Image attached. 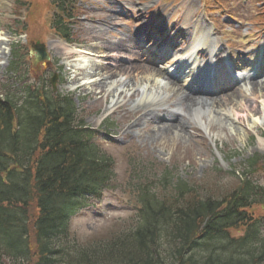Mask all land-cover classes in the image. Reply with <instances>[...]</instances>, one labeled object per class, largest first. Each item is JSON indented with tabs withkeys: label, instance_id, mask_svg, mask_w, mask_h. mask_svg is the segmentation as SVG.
Returning <instances> with one entry per match:
<instances>
[{
	"label": "trees",
	"instance_id": "trees-1",
	"mask_svg": "<svg viewBox=\"0 0 264 264\" xmlns=\"http://www.w3.org/2000/svg\"><path fill=\"white\" fill-rule=\"evenodd\" d=\"M74 111L69 99L47 95L23 105L0 100V264H107L113 255L108 264H264L260 219L247 212L264 204V188L248 177L228 202L181 182L175 206L152 199L140 183L142 227L93 247L59 246L85 194L99 192L109 175L108 158L73 124ZM241 225L244 233L233 237L230 229Z\"/></svg>",
	"mask_w": 264,
	"mask_h": 264
},
{
	"label": "rangeland",
	"instance_id": "rangeland-1",
	"mask_svg": "<svg viewBox=\"0 0 264 264\" xmlns=\"http://www.w3.org/2000/svg\"><path fill=\"white\" fill-rule=\"evenodd\" d=\"M141 1L145 5H155V14H162L161 16L166 18L170 17L171 21H177L180 24L186 21L187 25H194L196 22L192 20H197V24L200 25L199 21H202V24L210 27L213 40L219 42L222 39L220 41V52L231 53V56L236 61L242 57L247 45L251 43H247L250 38H247L246 33L248 29L250 30V26H258V29L253 31L256 34L258 31L264 30V23H262L264 0ZM1 2L4 4L3 0ZM84 2L85 4L96 3V0H84ZM8 8L11 9L9 12H6L7 10L4 8H0V37L6 38L4 43L0 40V47L2 45L10 47V43L15 38L18 39L12 32L11 26L16 23L17 18L23 19L19 27L25 28L30 33L29 38L34 41L47 40L54 55L58 59L62 58L61 63L68 62L64 67L61 89L62 91L70 92L69 84L73 80L71 79V71L68 64L73 62L77 55L75 53H65L56 42L60 38L52 29L53 16L56 10L53 9L51 0H21L19 5L8 6ZM24 8H27L26 12H23ZM147 8L144 11H147ZM12 11L16 15H13ZM150 13L153 15L152 10ZM77 14L82 15V17H88L85 21L79 23L78 27L81 28L82 33H88L92 38L97 39V31L91 30V28L85 29L84 27L86 24H97V17L89 14L88 11H84L82 7L77 11ZM231 14L235 16L234 19L237 22L234 23L229 20ZM96 15L106 17L99 13H96ZM251 21H258L257 23L259 24L249 25ZM104 22L102 18H99L98 24H103ZM136 22L129 24L133 26ZM126 33L131 34L130 32H125L124 34ZM169 34L170 32L167 31L163 37L167 36L169 38ZM122 35L117 37L121 38ZM180 36L181 39L177 37L173 42L179 43V47L183 48L188 43V39H183L181 33ZM105 37L101 36L100 38L105 40ZM223 37H227V40L223 39ZM74 38L76 41H80L82 37L76 33ZM260 38L262 39L263 37ZM81 42L83 41L81 40ZM226 43L229 44V47L226 46ZM260 43L261 41L259 40L257 46ZM80 44L84 45L83 43ZM133 50H137V48L134 47ZM6 58L7 56L1 60L4 61ZM4 66L0 61V85L11 88V82L3 80L4 74L2 71ZM79 73L84 74L85 72L80 70ZM129 74L131 79L141 78V74L132 70H130ZM96 89L102 92H91L84 90V86H81L78 89L75 88L71 93H75L73 94L75 96L74 100L80 110L78 117H84L91 127L95 126L97 119V123H99L95 127L99 132L97 143L100 148L111 154L115 159V174L103 191L102 199L99 201L95 200L93 204L83 208L72 217L70 239L88 243L93 236L107 238L122 231L121 228L125 227L126 229L134 225L137 220L136 206L138 204L136 193L128 183L131 175L130 170L135 165L145 166L144 164H148L149 161L157 162V166H149L148 164L150 170L157 176L170 174L173 176V182H175L179 171L184 170L181 177L187 180L188 184L199 182L204 187V190L211 192L210 195L219 199L227 195L228 193L226 192L234 190L239 183V171L242 172L246 169L245 159L257 154L259 156L258 160L260 156H263V160H259L250 175L264 186V119L257 125H254L252 121L253 118L264 116L261 113V104L264 103L262 101V99L264 100V90L263 95L259 92L261 97H257V93L249 95V93L255 91V89H252L253 92H247L248 98H246L244 93L237 91L233 95L235 101L244 106L237 116L231 115V117H227L223 112H219L218 106L212 107L209 120L204 119L206 122L205 126L209 123L205 128L197 124L198 121H188L189 116L185 114L188 126H190L188 128L189 132L187 137H179L175 136V132L169 129V131L157 130L160 125L156 118L155 122L147 123L142 116L128 117L127 113L130 110H137L139 114L144 112V109L138 106V102H136L139 96L132 98L129 94H124L122 100L124 107L117 111L115 107L110 109L105 107V96L109 95L107 101L109 103L111 100L110 94L101 88L96 87ZM89 92L91 93L89 94ZM79 96L83 97V99H79ZM246 104L249 107H246ZM184 105L185 107L188 106L187 104ZM194 107H189L187 113L188 111L193 112ZM248 112L252 115H249ZM156 113L168 114L162 108L159 111H155ZM100 117L102 121L104 120V125H102V121L100 123ZM107 119L108 121H106ZM105 121L107 127L105 126ZM135 121L148 125L146 127L143 125L142 128L140 125L134 127ZM150 127L151 130L148 131ZM119 137H123L124 141L120 142L118 140ZM250 211L254 216H260L264 214V206L261 204L255 205L250 208ZM34 214L36 213L33 208L32 215ZM33 222H31V225ZM231 233L234 236H238L242 234V230H232Z\"/></svg>",
	"mask_w": 264,
	"mask_h": 264
},
{
	"label": "bare ground",
	"instance_id": "bare-ground-1",
	"mask_svg": "<svg viewBox=\"0 0 264 264\" xmlns=\"http://www.w3.org/2000/svg\"><path fill=\"white\" fill-rule=\"evenodd\" d=\"M202 23V21H200ZM203 25V24H202ZM209 29V28H208ZM204 33H207L203 28H197L194 30L192 41L190 44L183 50L182 52L178 53L176 52L171 59V62L178 63V66L181 64V62H185L186 64L190 62L189 65H186V72H190L191 74L188 77V79L195 74L197 71L198 74H201V69L194 68L195 63L197 62V59L199 57V51H203L204 46L208 45L211 50L213 51V44L211 43V38L209 39L207 36H205ZM142 41V40H141ZM215 47H218V43L214 45ZM156 49V47H153L151 49L143 51L144 54H147L149 57L151 55L156 54V58L160 55L159 52H154L153 49ZM69 49V48H67ZM122 49V50H121ZM162 49V48H161ZM118 51L112 52V55L120 54L124 57L130 58L129 60L130 63H128V66L124 64H116L114 66L107 67V66H99L97 67V77H99L97 81V87L101 88L103 90H106L107 93L109 92L111 95V103L112 105L110 107L116 106L118 102H114L117 100L121 95L123 94H130V97H135L138 94L140 95L139 100L144 101V105L146 109L151 108V105L155 102L154 99H158L160 102H164L165 99H168V93L170 94L171 91L175 94L172 98V101L176 105H184L187 104L189 107L194 108L193 115L198 117L201 122L205 120H209V115L212 113V107L214 106H221V109L219 112H223L224 115L227 117H231V115L237 116L241 109L244 107L243 105H240L238 101H235V98L233 96V93L229 94L228 96H221L218 98H207L205 94H203L201 91L204 90L206 92L207 87L201 85L200 83L192 82L193 87H198V88H189L185 90V82L182 83L181 85L176 86L173 82H165L163 84V78L166 76V78L169 80V73L166 71H161V70H155L151 66H146L143 61H141V58H139L138 52H136L133 49H124V48H119ZM169 48L165 47L162 49V51H168ZM216 50V49H215ZM261 51L258 50L256 52V57H261L260 56ZM167 54V53H166ZM162 56V55H161ZM216 56V57H215ZM214 56L215 63L223 69L225 66V62L231 65L233 61L230 59L231 55L229 54H222V53H217V55ZM160 57V56H159ZM134 60H133V59ZM138 58V59H136ZM120 60V59H119ZM139 60V61H137ZM213 63V64H215ZM86 66V65H85ZM177 66V68H178ZM253 66V64H249L248 67ZM88 67V66H87ZM105 70V71H103ZM130 70L133 72H137L138 74H141V78H135L131 79L130 77ZM128 71V72H127ZM255 71V69H253ZM90 75V74H89ZM202 75V74H201ZM236 75V74H235ZM85 75L84 77H86ZM237 76V75H236ZM215 80L217 81L219 77L214 76ZM101 78V79H100ZM252 77H250L251 79ZM233 79V76L231 77ZM221 80L227 82L228 79L225 77H221ZM218 80V84H222L223 81ZM213 82V81H212ZM172 83L173 85H171ZM248 84V86H247ZM167 85L168 87H166ZM175 85V86H174ZM245 89H244V94L247 97V92H253L252 89H255L253 93L250 94H255L257 93V97H261L259 92L263 95V86H264V80H261L259 83H251L250 80L248 83H244ZM106 87V88H105ZM90 89V88H89ZM92 89V88H91ZM257 90V92H256ZM165 94L162 96V94ZM256 98V96H254ZM149 99H153L152 101H149ZM262 101H264L262 99ZM114 102V103H113ZM246 107H249V105H245ZM240 108V109H239ZM181 109V108H180ZM216 109V108H215ZM250 110V108H248ZM129 113L131 116H134L137 112L132 111ZM258 113V112H257ZM261 113L264 115V103L261 104ZM249 115H252L250 112H248ZM207 115V116H206ZM240 118V117H239ZM264 116L256 117L253 118L252 121L254 125H257V123H260L263 121ZM168 120V119H167ZM170 123L169 124H163L160 125L161 129H168L170 127L171 121L168 120ZM206 122L204 121V124ZM209 124V123H208ZM207 124V125H208ZM206 125V126H207ZM180 126V127H177ZM205 126V127H206ZM182 125L181 123L175 125V128L172 129V131H180L184 133V136L187 134V130L184 131L182 130ZM180 132H177L178 135L182 134ZM168 134V132H167Z\"/></svg>",
	"mask_w": 264,
	"mask_h": 264
}]
</instances>
